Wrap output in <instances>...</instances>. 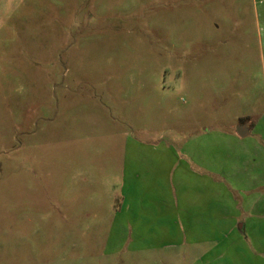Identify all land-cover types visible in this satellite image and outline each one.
<instances>
[{
    "label": "rangeland",
    "instance_id": "obj_1",
    "mask_svg": "<svg viewBox=\"0 0 264 264\" xmlns=\"http://www.w3.org/2000/svg\"><path fill=\"white\" fill-rule=\"evenodd\" d=\"M258 13L0 0V264H264L238 232L264 172Z\"/></svg>",
    "mask_w": 264,
    "mask_h": 264
},
{
    "label": "crops",
    "instance_id": "obj_2",
    "mask_svg": "<svg viewBox=\"0 0 264 264\" xmlns=\"http://www.w3.org/2000/svg\"><path fill=\"white\" fill-rule=\"evenodd\" d=\"M257 3L260 5V13H258V18L262 21V26L259 28V36L262 41H264V0H257ZM259 20V21H260ZM261 41V42H262ZM239 125V124H238ZM244 125V124H242ZM246 129V133L241 136L244 137L248 133H250L249 128L244 125ZM240 136V135H239ZM260 151L254 153V157L246 158L244 156V152L241 153L242 160L244 163L240 164V172L242 171V167H245V163L247 164V160H252L251 162H257L258 157H262L263 153ZM256 164L254 163L253 175L252 179H254V183H251L247 187H245V193H251L254 196V200H251L247 204V209L252 212V215L245 216L246 220L239 222L238 224V232L243 242H249L252 246L251 252L246 254L245 251L242 250L241 257L244 260H252V259H262L264 255V172L260 170ZM252 171V169H250ZM245 211V210H244ZM246 213H248L246 211ZM234 225L230 224L229 231H234ZM248 234L249 237L246 235ZM240 239H238L240 241ZM224 257V255H223Z\"/></svg>",
    "mask_w": 264,
    "mask_h": 264
},
{
    "label": "water",
    "instance_id": "obj_3",
    "mask_svg": "<svg viewBox=\"0 0 264 264\" xmlns=\"http://www.w3.org/2000/svg\"><path fill=\"white\" fill-rule=\"evenodd\" d=\"M235 129H236L237 134L240 136H243L246 133V129L244 125L242 124L236 125Z\"/></svg>",
    "mask_w": 264,
    "mask_h": 264
}]
</instances>
